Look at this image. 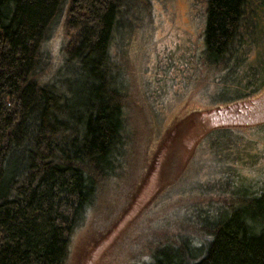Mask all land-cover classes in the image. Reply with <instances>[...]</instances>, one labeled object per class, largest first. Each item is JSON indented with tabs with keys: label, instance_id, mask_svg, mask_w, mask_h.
Masks as SVG:
<instances>
[{
	"label": "rangeland",
	"instance_id": "374dc122",
	"mask_svg": "<svg viewBox=\"0 0 264 264\" xmlns=\"http://www.w3.org/2000/svg\"><path fill=\"white\" fill-rule=\"evenodd\" d=\"M121 2L127 154L66 264H150L159 251L187 259L200 234L264 192V16L249 13L241 40L214 63L206 0ZM64 13L44 45L58 63L73 41Z\"/></svg>",
	"mask_w": 264,
	"mask_h": 264
},
{
	"label": "trees",
	"instance_id": "16d2710c",
	"mask_svg": "<svg viewBox=\"0 0 264 264\" xmlns=\"http://www.w3.org/2000/svg\"><path fill=\"white\" fill-rule=\"evenodd\" d=\"M250 1L206 0L214 63L241 40L249 13L264 16ZM121 9V0H0V264H66L72 236L121 170ZM61 11L73 41L58 63L44 45ZM200 236L187 259L159 251L150 264H264V192Z\"/></svg>",
	"mask_w": 264,
	"mask_h": 264
}]
</instances>
